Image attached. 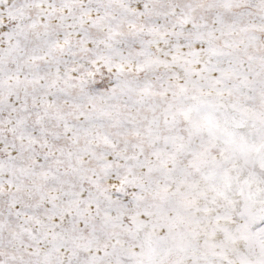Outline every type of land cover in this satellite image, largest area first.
Masks as SVG:
<instances>
[{
	"label": "snow or ice",
	"instance_id": "snow-or-ice-1",
	"mask_svg": "<svg viewBox=\"0 0 264 264\" xmlns=\"http://www.w3.org/2000/svg\"><path fill=\"white\" fill-rule=\"evenodd\" d=\"M0 264H264V0H0Z\"/></svg>",
	"mask_w": 264,
	"mask_h": 264
}]
</instances>
